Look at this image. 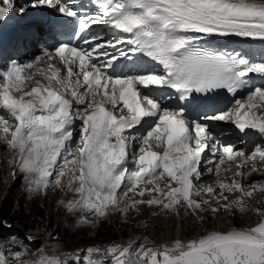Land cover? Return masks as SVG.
I'll use <instances>...</instances> for the list:
<instances>
[{
  "label": "snow or ice",
  "instance_id": "1",
  "mask_svg": "<svg viewBox=\"0 0 264 264\" xmlns=\"http://www.w3.org/2000/svg\"><path fill=\"white\" fill-rule=\"evenodd\" d=\"M41 4L60 16L41 21L43 34L27 35L43 45L40 54L0 64V141L29 193H63L59 204L76 228L117 215L126 226L142 206L157 217L190 214L197 224L207 223L206 212L261 219L165 244L147 235L74 250L53 237L34 253L0 244V264H264V208L248 203L264 196V180L243 183L264 165V0L31 7ZM2 5L0 21L14 0ZM65 18L76 21L71 34ZM249 41L262 46L258 54L230 47ZM221 122L251 145L247 154L221 142ZM222 173H233L231 181Z\"/></svg>",
  "mask_w": 264,
  "mask_h": 264
},
{
  "label": "rangeland",
  "instance_id": "2",
  "mask_svg": "<svg viewBox=\"0 0 264 264\" xmlns=\"http://www.w3.org/2000/svg\"><path fill=\"white\" fill-rule=\"evenodd\" d=\"M3 144L0 141V211L5 215L4 217L0 216V224L4 226L3 222H7L8 225H11L10 228L7 227L6 232L0 231V244L5 250L16 251L21 247V244H25L28 246L29 252L34 253L36 251V248L33 247L34 244L28 245L27 239H25L33 235L35 236L33 241H37V245L41 247L51 243L53 237H57L64 242L62 247L65 250L85 248L93 243L106 244L112 240L144 235L149 236L157 244H165L177 239L184 241L196 239L206 235L207 231H228L233 227L248 229L260 220V217L256 216L254 212L233 215L221 211L216 218H212L210 213H204L207 223L197 224L195 218L190 214L183 220L164 215L157 217L153 213L158 209L142 206L141 215L138 217L133 215L126 226L121 225L119 215H117L111 218V223L104 221L95 229L84 227L76 230L75 218L67 214L59 204L63 193L55 190L50 191L46 196L29 193L24 183L23 174L11 175L16 171L15 167L9 163L12 160V153ZM262 177L264 178L263 171L259 174L253 173L243 183L250 185ZM206 180L208 179H205L204 182H207ZM248 203L253 207L264 208V196L258 194ZM30 204L33 206L32 209L28 207ZM31 211L37 213L39 217H32ZM183 215L184 211L181 210V216L183 217ZM138 222H147L148 230L145 231L143 228L137 227ZM221 226L223 229H220ZM97 234L98 239L94 240L93 238ZM11 237H17L19 248L13 247L15 243L10 239ZM27 258V256L24 257V259ZM9 259L11 260L12 257L9 256Z\"/></svg>",
  "mask_w": 264,
  "mask_h": 264
},
{
  "label": "trees",
  "instance_id": "3",
  "mask_svg": "<svg viewBox=\"0 0 264 264\" xmlns=\"http://www.w3.org/2000/svg\"><path fill=\"white\" fill-rule=\"evenodd\" d=\"M39 204V203H38ZM28 207H30L32 209V205L30 204ZM5 214H3L1 211H0V216L4 217ZM31 216L34 217V216H37L39 217V215L33 211H31ZM10 219V217H8ZM79 228H77L76 230H78ZM0 231H4L6 232L7 231V227L3 226L2 224H0ZM94 240H97L98 239V234L96 235L95 238H93Z\"/></svg>",
  "mask_w": 264,
  "mask_h": 264
},
{
  "label": "bare ground",
  "instance_id": "4",
  "mask_svg": "<svg viewBox=\"0 0 264 264\" xmlns=\"http://www.w3.org/2000/svg\"><path fill=\"white\" fill-rule=\"evenodd\" d=\"M2 1V0H1ZM246 152V154L248 153V151H245ZM260 167H263L264 168V165H260ZM235 171V169H233V172ZM226 176H227V178H228V182H230L231 181V177H230V175H233V173H227V174H225ZM221 179H223L222 177H221ZM261 180H264V178L262 177V178H260V179H258L257 181H261ZM207 182H209V183H213V181H214V179H208V180H206ZM207 182H205V183H207ZM234 225V224H233ZM218 228V227H217ZM220 229H223V227L221 226V228ZM231 229V228H230Z\"/></svg>",
  "mask_w": 264,
  "mask_h": 264
},
{
  "label": "water",
  "instance_id": "5",
  "mask_svg": "<svg viewBox=\"0 0 264 264\" xmlns=\"http://www.w3.org/2000/svg\"><path fill=\"white\" fill-rule=\"evenodd\" d=\"M260 219H261V218H260ZM259 221H260V220H259ZM259 221H258V222H259ZM258 222H257L256 224H254L252 227H255V226L258 224Z\"/></svg>",
  "mask_w": 264,
  "mask_h": 264
}]
</instances>
